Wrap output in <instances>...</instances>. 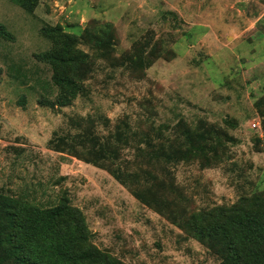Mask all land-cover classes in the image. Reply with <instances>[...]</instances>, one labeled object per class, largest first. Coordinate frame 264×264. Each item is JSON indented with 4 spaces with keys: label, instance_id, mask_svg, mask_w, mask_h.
Here are the masks:
<instances>
[{
    "label": "rangeland",
    "instance_id": "1",
    "mask_svg": "<svg viewBox=\"0 0 264 264\" xmlns=\"http://www.w3.org/2000/svg\"><path fill=\"white\" fill-rule=\"evenodd\" d=\"M0 24L11 36L0 39V190L67 200L89 242L123 264H218L182 225L264 190V0H38L31 13L0 0ZM54 26L90 66L67 104L36 58ZM187 130L215 149L163 157L188 146Z\"/></svg>",
    "mask_w": 264,
    "mask_h": 264
},
{
    "label": "trees",
    "instance_id": "2",
    "mask_svg": "<svg viewBox=\"0 0 264 264\" xmlns=\"http://www.w3.org/2000/svg\"><path fill=\"white\" fill-rule=\"evenodd\" d=\"M10 1L27 13L38 3V0ZM40 32L51 47L36 54V58L52 69L50 81L57 90V103H70L90 69L86 63L88 55L77 50L74 37L60 26L43 28ZM10 37L0 24V39ZM103 46L110 44L105 42ZM257 104L264 149V107ZM184 135H188V146L181 151L180 144L170 153L163 152V157L176 162L184 157H206L205 148L210 151L216 147L211 143L205 145L204 134L195 137L188 131ZM93 155L98 159L105 157L100 149H93ZM113 176L123 183L129 179L120 169ZM131 189L142 203L162 210L150 190L136 186ZM83 218L79 209L67 200L59 198L53 205L39 206L0 190V264H123L89 242ZM182 227L218 256V264H264V190L240 197L228 206L200 209L185 218Z\"/></svg>",
    "mask_w": 264,
    "mask_h": 264
},
{
    "label": "built area",
    "instance_id": "3",
    "mask_svg": "<svg viewBox=\"0 0 264 264\" xmlns=\"http://www.w3.org/2000/svg\"><path fill=\"white\" fill-rule=\"evenodd\" d=\"M252 126H256V123H253Z\"/></svg>",
    "mask_w": 264,
    "mask_h": 264
}]
</instances>
